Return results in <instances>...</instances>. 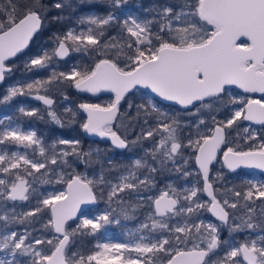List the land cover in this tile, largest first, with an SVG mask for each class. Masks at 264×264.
<instances>
[{
  "label": "snow or ice",
  "instance_id": "obj_1",
  "mask_svg": "<svg viewBox=\"0 0 264 264\" xmlns=\"http://www.w3.org/2000/svg\"><path fill=\"white\" fill-rule=\"evenodd\" d=\"M102 2L109 8L106 14L80 16L78 24L87 25L86 29L69 28L62 34L54 33L51 37L54 47L48 49L41 46L24 61V67L27 72L46 69L56 58L67 57L70 51H100L101 48L105 51L117 49L118 54L125 58L123 67L112 59L104 58L92 68L73 66L69 72L53 69L47 79L10 85L0 103L8 102L18 95L33 96L35 93V99L51 106L53 100L39 94V91L61 80L70 81L81 92L114 93V99L107 106L98 103L79 104V108L87 113V120L81 125L83 131L108 137L114 147L125 149L130 143L127 137H121L111 127L121 102L127 104L128 110L135 109L137 119L141 114L145 117L154 115L156 127L147 131L141 129V134L131 143L160 135L159 141L147 149L146 154L151 155L153 160L160 157L162 165L166 161L175 163L178 156L183 159L181 149L192 148L199 168L198 175L203 179V188L198 187L197 182L177 192L169 185L172 195H169V191H162L155 198L147 197L153 208L147 215L151 224L142 223L140 228L150 233L159 230L158 235L151 238L142 235L134 244L98 243V250L90 255L84 256L79 252L69 255L70 239L78 233L95 235L106 225L119 223L113 220L111 212L105 211L93 218L82 215L75 228L68 224V221L77 219L81 205L97 202L94 192L96 186L104 184L109 188L108 201L111 202L125 190L138 192L141 188L147 189L153 184L150 173H155L157 169L142 162V159H136L131 166H125L126 174H121L117 183L106 181L103 170L98 178L93 179L72 174L65 180L61 174L57 182L66 184L65 190L37 199V206L24 212L19 220L14 216H0V221H4L3 228L7 229L9 223H24L47 209L50 216L45 228L57 235L48 240L36 239L34 244L26 243L28 234L12 231L0 236V252H6L13 258L0 259V264H16L15 257L18 254L35 257L32 264H156L159 254L167 258L166 264H264V235L256 238L249 236L239 244L221 241L220 225L199 218L201 209L211 212L221 225L229 228L230 233L258 227L254 222L256 209L250 205H254L256 200L264 202V180H246L247 188L243 192L226 189L237 198L233 202L228 198H217L215 192L218 190L213 189L209 175L210 166L217 160L221 145L227 143L228 129L239 126L242 121L264 126V0H186L179 11L165 3L157 10L159 20H140L131 15L121 20L116 11L127 0ZM53 6L58 10L69 7L67 0H57ZM44 7L41 0H27L24 4L19 0H0V84L13 71V65L9 63L11 58L24 54L30 42L41 32V11ZM53 19L60 20L62 17L57 15ZM153 23L158 25L156 32L152 31ZM114 24L127 33L123 43L117 37L102 39L108 27ZM241 37L246 38V42L241 41ZM232 85L244 93H261L262 96L260 99L232 97L228 102L233 107L227 110L223 120L212 116V126L207 128L209 134L200 132V126L206 124L204 119H200L194 125L196 138H191L190 133L187 144H184L177 136L181 126L180 112L165 111L162 102L179 105L181 110L190 115L199 114L204 109L212 112L225 103L224 98L229 95L228 86ZM134 89L146 90L140 92L139 103L128 99L130 93L134 95ZM192 108L196 109L195 113L191 112ZM19 111L29 117L39 113L37 109L27 111L23 107ZM65 111L75 115L70 108ZM49 115L55 123H61L55 112L50 111ZM144 123L147 124L148 120L145 119ZM243 131L247 134L246 141L256 139L255 133H250L249 128L245 127ZM56 143L70 146L71 151L61 150L44 161L31 159L26 153L9 154L4 151L0 154V172L15 176L11 182L0 179V200L29 201L32 194L29 190L35 181L30 182L25 175L33 176L34 171L40 172L41 169H45L46 175L51 170L48 164L56 165L58 159L60 164L66 166L69 165L66 158L70 155L86 164L91 163L93 153L81 152L79 139H59L53 143V150ZM5 144L25 148L35 145L41 156L46 151L34 130L22 131L18 127H6L0 131V145ZM108 163L112 165V161ZM223 164L233 172L241 167L264 171V140L252 145L247 151L227 147L223 152ZM145 167L149 175L139 179L137 172ZM13 169L17 171L13 173ZM20 169L25 175H21ZM177 171L180 169L177 168ZM188 175L190 173L184 172V176ZM217 177L221 178L219 174ZM201 192L210 199L201 201L198 197ZM181 199L185 203H180ZM241 199L245 202L247 214L236 223V218L231 216L228 209H236ZM121 213L126 219L129 218L126 209L122 208ZM177 216L185 217L184 222L170 225L172 218ZM190 241L194 242L189 248L187 245ZM45 243L51 246L50 250L42 252L34 246ZM222 245L225 246L224 254L220 257L218 250ZM133 252L137 254L135 257L125 255ZM214 255L217 259L210 260Z\"/></svg>",
  "mask_w": 264,
  "mask_h": 264
},
{
  "label": "rangeland",
  "instance_id": "obj_2",
  "mask_svg": "<svg viewBox=\"0 0 264 264\" xmlns=\"http://www.w3.org/2000/svg\"><path fill=\"white\" fill-rule=\"evenodd\" d=\"M166 2H161L158 0H149V1H140V0H127V3L124 4L121 9L116 11V14L120 16V19L123 20L126 16L131 15L134 17L139 18L140 20H159L158 16V8L160 5L165 4ZM186 3V0H180V2L174 6L176 11H179L182 6H184ZM89 14H98L92 10H87L83 15L80 16H86ZM106 14V13H105ZM78 16L74 21L73 24L70 25L69 28H75L77 30L86 29L87 25H80L78 24ZM158 27L156 23H153ZM66 30V31H67ZM126 38L127 33L125 32ZM246 42V41H245ZM54 47V46H53ZM52 47V48H53ZM40 47H37L35 52L39 50ZM33 52V53H35ZM75 51H70V53H74ZM33 53H27L24 54L21 58L17 59L16 63H19L21 67H23V70H20L19 74H10L6 77L5 81L0 86V100L3 99V97L7 94V88L10 85L17 84V82H30V80L35 79V77L31 78L29 77V72L25 70L24 67V61L28 59L29 56H31ZM69 53V54H70ZM69 56V55H68ZM66 57L64 60H68L69 57ZM57 60H61L59 58H56L52 65L50 66H56L60 62ZM73 67L69 68V71ZM42 69H39L37 71H40ZM145 91L143 89H140L139 91L133 90L134 96L137 98H140V92ZM228 93L229 95L226 96L228 98V101L232 97H238V98H254V99H260L262 95L260 94H254V93H244L243 91L237 90L233 87H228ZM131 95H133L131 93ZM23 97L27 98V95L24 96H16L13 97L10 101L1 103L0 107V121H3L2 124H0V131H2L4 128H20L22 131H30L34 130L37 134V137L41 140L42 145L45 148V155L41 156L39 152V148L35 145L29 148H25L22 146H17L15 144H5L0 145V154H3L4 151H7L9 154L12 152H19L21 154H27L29 158L37 160V161H44L46 157H51L53 154H59L61 150L71 151V148H68L70 150H67L66 145H61L59 143H56V148L53 150L52 145L54 142H57L59 139H74L73 137L67 136L65 133L67 132L66 128L61 127L60 125H56L53 127L55 129V132L52 135H49V130L45 128L46 125H42L40 127L41 134H38L35 127L31 124H24L21 120L16 119L15 115H12V112L18 111L20 115L22 114L19 109L21 107L25 108L27 111L33 110L31 106H27L26 102L24 100H17L22 99ZM101 99L105 102V105L109 102H111L114 99V96L111 93H103L101 94ZM17 101V102H16ZM59 102L63 103L64 108H69V103L65 99H61ZM162 108L165 111H179L180 116L179 119L181 121V126L177 131L178 138L184 143L187 144L188 138L191 135V138L195 139V132L196 129L194 125L198 123L200 119H204L206 121L205 125L200 126V132L203 134H209L207 132V128L212 126V116L215 115L217 120H223L227 114V110L233 107L229 102H226L223 104L220 108H218L216 111L213 110L209 114H195V115H184L182 110L176 106L166 104L162 102ZM79 107V105H78ZM192 113L196 112L195 108L191 109ZM225 115V116H224ZM223 116V117H222ZM28 119L27 116H20V118ZM149 120L147 124L144 123V125L141 127L145 131H147L150 128H153V126H156V118L155 116H149L144 118V120ZM185 125H192V127H185ZM247 127L249 128V132H254L256 135V138L258 137L259 130L262 129L261 125L258 124H252V123H245L242 121V123L239 124V126H233V128L228 129V132L230 133L231 140H233L237 135L239 137H246V133L243 131V129ZM51 128V130H53ZM114 131V130H113ZM166 135V133H165ZM155 141L153 144L145 145L144 148L140 147L139 153H128L127 159L132 162L136 159H142V162H146L147 165L151 167L154 166V162L158 161L153 160L151 155L146 154L147 149H151L153 145L159 141L160 135H155ZM102 138H99L101 140ZM264 139H258L257 143L261 142ZM230 141V139H228ZM231 147L227 143L225 144V148ZM97 146L94 145L93 148L90 149L89 152L97 153ZM182 157L180 156L176 158V162L173 163L172 161H168L169 165L172 169H174V172H172L170 175H166L163 177V184L160 185L157 189L154 188L155 180H152L153 184L150 185L145 191H144V214H142V208H141V200H142V194L140 191L133 192L132 190H127L126 196H119V198H115L116 205L110 204L105 197H108V191L109 188L104 185H98L94 188V192H98L101 196H97V204L94 206L87 207L83 210L82 214L77 217L76 220H71L68 222L69 225H71V228H75L76 224L79 222V217L87 216L88 218H93L105 211L112 213L113 220H118L119 223H111L106 225L104 228L100 229L99 232H97L95 235H89L86 234V240L91 239V246L93 247V250L86 254L90 255L93 252L97 251L96 245L98 243H129L134 244L138 241L140 236H147L151 238L154 235L159 234V230H157L156 233H150L147 229H141L140 225L142 223H149L151 224V221L147 220V215L153 211L151 207V201L147 199V197L151 196L154 197L156 194L162 191H169V194H172L169 190V185L172 186L177 190V192L182 191L185 188H190L194 184L198 183V187L203 188V181L201 179V175H198V168L194 164L193 156H194V150L190 147L188 148H182L181 149ZM93 156V155H92ZM96 158V157H95ZM120 158V157H118ZM69 162V165H62L58 163L56 165L48 164V168L51 169L47 172L46 175L45 169H41L40 172H35L33 176H26L23 172V169H20L21 175H25V178L28 179L30 182L35 181L31 184L30 192L32 193L30 196L29 201H7V200H0V216L8 215L11 217H16V220H19L21 218V215L24 212L31 211L37 206V199H42L43 196H46L49 193H55L58 191L64 190V183H58L57 178L59 175L63 174L65 180L69 178L72 174H79L82 176H86L88 179L98 178L101 174V167L100 165L97 166L92 162V160H95L94 157H92L91 163H89L90 169L82 167L77 170V165L80 164V161L76 160V158H73L72 155L68 156L66 158ZM187 161V163H184V161ZM93 167V168H92ZM213 169L210 173L212 177H217V172L220 170V167H223L222 163L220 162L219 158L217 157V160L213 162L212 165ZM147 168V167H145ZM177 168L180 169V171H177ZM148 169V168H147ZM17 170L13 169L12 172L15 173ZM229 172L225 174V179L220 181L218 184L213 186L214 190L216 191V194L218 195V199L223 200L225 198H228L230 201H233L235 196L232 195V192L226 191V189H234L235 191H245L247 188V185L245 184L246 180L252 179L256 181L264 180V175L256 173V172H250L246 171L242 172L239 170H236L235 172L228 170ZM184 172L190 173L188 176H184ZM121 174H126V170H123L119 173H117L115 180L112 181L113 183L118 182V178ZM137 175L139 179H144L146 175H149L147 172H137ZM35 176L40 177L39 180L36 179ZM0 179H5L9 182L15 180L14 175L5 174L3 172H0ZM201 180V182H200ZM108 181V180H106ZM33 189L35 191H33ZM126 191V190H125ZM198 197L201 201H208L207 197L201 192L198 193ZM126 203L128 206H126ZM180 203H185L182 199L180 200ZM179 206V205H178ZM126 209L129 218H125L124 215L121 213V209ZM199 218L204 220L205 222H213L217 225L221 224L217 220L213 219L209 213L206 210L201 209L199 213ZM49 219V212L48 210L45 212L42 211L41 213H37L34 217L31 219L28 218L24 223H18V222H11L8 225L7 229L3 228L4 221H0V236L10 233L12 231L17 232L18 234H28V241L34 244V241L36 239H42V240H48L52 239L55 234L53 231L49 228H45V225L47 224V221ZM156 219H159V217H156ZM185 217L177 216L173 217L170 221V225L180 223L182 224L184 222ZM192 219H195L194 217ZM198 222V221H196ZM246 233L242 234V237H246V239L251 236V238H256L257 236H260L261 234L259 231L250 232L249 230L245 231ZM253 233V235H249L248 233ZM230 236V235H229ZM221 241L227 240L230 243H233L232 237L224 238L222 239L220 237ZM194 241H190L187 245V247H192V243ZM38 250L44 252L50 250L51 246L48 244H40V245H34ZM222 247V246H221ZM77 248L74 247L72 239H70V248H69V255H71L72 252H76ZM125 255H131L135 257L136 253H125ZM0 259H13L11 256H9L6 252H0ZM33 259L35 257L31 255H17L15 257L16 264H32ZM165 260V259H164ZM164 260L157 259L156 264H162ZM95 264V262H93Z\"/></svg>",
  "mask_w": 264,
  "mask_h": 264
},
{
  "label": "trees",
  "instance_id": "obj_3",
  "mask_svg": "<svg viewBox=\"0 0 264 264\" xmlns=\"http://www.w3.org/2000/svg\"><path fill=\"white\" fill-rule=\"evenodd\" d=\"M140 1H149V0H140ZM158 1L166 2L167 4H171L172 6H175L180 2V0H158ZM19 2L24 4L27 3V0H19ZM55 2H57V0H41V3L45 6L41 11V15L43 17V28L41 32L38 33L36 37H34L33 41L30 42L29 48L25 49L24 54L33 53L35 52L37 47H41V46H45L48 49H51L54 46L51 39L53 34L54 33L62 34L66 32L67 28L73 24V21L78 16L83 15L85 11L92 10L101 15L109 11L108 6L105 3H103L102 0H67L69 7H66L62 10H58L54 8L53 5ZM57 15L61 16L62 19L54 20L53 17ZM151 28L153 32L158 31V27L154 24L151 25ZM111 37H117V39L121 43H123L127 39L125 32H123L120 26L116 24L108 27L102 39L109 40ZM24 54H18L17 57H13L9 61V63L13 65L12 73L19 74L20 70L24 69L23 67H21L19 63H16L17 62L16 60L21 58ZM68 57H69L68 60H64V59L57 60L60 63L57 64L56 66H49L48 68L42 69L40 71L29 72L28 74L30 79L33 77H35V79H47L48 77L51 76L53 69H55L57 72H69V68L73 66H79L81 69L92 68L97 61L104 58H108L116 61L121 67H123L125 63L124 56L122 54H118L117 49L114 48L107 51L101 48L100 51L90 50L89 52H83V51L74 52V53H70ZM39 92L50 96L53 99V104L49 107H44L42 105L33 103L31 100H27L25 97H23L21 100H27V106H32L33 110L34 109L39 110V113L37 116H33V117L27 116L28 119H26V117L24 118L19 117L18 120H21L24 124L33 125L38 134H41L42 132L40 129L42 125H46L45 128L49 130V135H52L55 132V129H53V127H55L56 125H60L61 127L67 129V132L65 133L67 136L73 137L74 139H79L81 141L79 145V149L81 152H83L84 149L86 150V148L88 147L89 139L85 137L81 131V125L84 122V116L80 112L78 105L81 103H98L101 106H103L105 105V102L101 99V94L93 97L88 94L78 92L75 89H73V86L70 81H63V80L59 82H53L46 89L41 88ZM61 99H65L69 103V108L72 109V112L75 113L74 116L72 115V113L65 111L66 108H64L63 103L59 102ZM128 99L132 100L134 103H139V98L135 97L134 95H131V93L128 95ZM224 100L225 103L228 102L227 97H225ZM221 106L222 105L217 106V109L220 108ZM0 107H1V103H0ZM50 111L55 112V114L61 121L60 124H57L55 123V121L52 120L51 116L49 115ZM182 112L184 113V115H188L187 112H184L183 110ZM18 113H19L18 111H14L12 112V115ZM209 113L210 112L207 109H204L199 113V115L201 114L205 115ZM144 118L146 117L143 114H141L140 117L137 119L135 109L128 110L127 104L124 101H122L117 117L113 121L111 127L112 130L117 132V134L120 135L121 137H127V140L130 142L129 146L125 149H119L111 145L107 140L102 139L96 143L92 141L91 146L94 145L97 146V149L99 150V154L97 155V153H93L92 157H94L95 160H92V157L91 160L94 164H96V168L98 165H100L101 169L104 172L105 180L114 181L117 173L126 170L125 166H131V162L127 159L128 153H139L140 147L144 148L145 145H148L149 143L150 144L154 143L156 138L155 136L148 139H144L136 144L131 143V141L136 140L137 136L141 134V129H142L141 127L144 125ZM154 127L156 126H153V128ZM51 128L53 130H51ZM228 139H230V141H228ZM258 139H264V128L260 129L258 133V137L251 141H246L244 137H239L238 135L233 140H231L230 133L227 130V144L233 147L234 149H238V150L250 149L252 145L258 144L257 143ZM66 147L67 150H70L68 149L70 148V146L66 145ZM222 148H225V145H222ZM73 158L76 157L73 156ZM160 159L161 158L158 157V161L154 162L155 163L154 166L157 169V171L155 173H150V175H152L153 179L155 180V184H154L155 189H157L160 185L163 184V177H165L166 175H170L172 172H174V169L171 168L168 161H166L162 165L160 163ZM108 161H112V165H110ZM113 165H115V167H113ZM82 167L88 169L91 168L89 166V163L86 164L80 161V164L77 165V170L79 171V169ZM210 167L211 169H213L212 166ZM237 170L245 172L241 168ZM142 171L143 168L138 170V172H142ZM211 171L212 170H210V172ZM144 172H147L149 174L147 168H144ZM228 172L229 171L224 167H220V170L217 172V174H219L221 178L212 177L210 173L209 182L212 183L213 186H215L220 181L225 179L224 176ZM35 177L37 180L40 179V177L38 176ZM144 190L146 189L144 188ZM96 193L98 196L99 193L98 192ZM126 194H127V190L124 191L123 193H120L119 196L124 197L126 196ZM99 196L101 195L99 194ZM106 198L108 197H105L104 200ZM114 199L111 202H109L108 200L107 201L110 204L116 205L115 204L116 201ZM236 200L237 198L235 197L233 199V202H235ZM244 203L245 202L241 199L236 209H231V208L228 209L231 216L236 218L235 221L236 223H239L240 218L245 217L247 214V209L244 207ZM126 206H128L127 203ZM250 206H254L256 209L254 216V222L258 225L256 229L264 230V214H262L264 213V202H262L261 200H256L255 204ZM46 211L47 209H45V212ZM31 218L32 217H30V219ZM224 227L225 229L229 230L227 226ZM71 239L74 247L77 248L76 252H79L80 254H83L85 256L86 254H89L93 250V247L91 246V239L86 240V234L78 233L75 237H72ZM159 259L164 260L167 258L163 254H159Z\"/></svg>",
  "mask_w": 264,
  "mask_h": 264
},
{
  "label": "water",
  "instance_id": "obj_4",
  "mask_svg": "<svg viewBox=\"0 0 264 264\" xmlns=\"http://www.w3.org/2000/svg\"><path fill=\"white\" fill-rule=\"evenodd\" d=\"M241 39H244V40H246V38H244V37H241ZM66 58V57H65ZM64 58V59H65ZM12 59V58H11ZM98 62V61H97ZM94 66H95V64H94ZM93 66V67H94ZM1 85V84H0ZM228 87H233V88H235V89H238V90H241V91H243L242 89H240V88H238L237 86H235V85H232V86H228ZM73 89H75L76 91H79V90H77L74 86H73ZM146 91V90H145ZM79 92H81V91H79ZM82 93H85V94H88V95H91V96H97V95H99V94H103V93H111V92H108V91H101V92H99V93H96V94H93V93H88V92H82ZM39 94H41V95H45V94H42V93H39ZM114 97H115V94L114 93H111ZM254 94H261V93H254ZM34 95H35V93H34ZM34 95L33 96H28V98L29 99H31V100H33V101H35V102H38V103H41V104H43L44 106H48V105H45L41 100H37V99H35L34 98ZM47 96V95H46ZM48 98H50V99H52L51 97H49V96H47ZM164 103H167V104H171V105H173L172 104V102H164ZM176 106H179V105H176ZM180 107V106H179ZM81 110V113L84 115V122H86V120H87V113L83 110V109H80ZM245 122H248V121H245ZM249 123H252V122H249ZM253 124H255V123H253ZM82 132H83V135L85 136V137H88V138H104V139H106L107 141H109V143L112 145V143H111V139L110 138H108V137H99V136H97V135H95V134H87V133H85L84 131H83V129H82ZM227 150V148H222V145H221V149H220V151L218 152V154H217V156H218V158H219V160H220V162L222 163V165H223V167L225 168V169H228L224 164H223V152L224 151H226ZM249 150V149H248ZM244 151H247V150H244ZM193 161H194V164L196 165V167L198 168V165L196 164V162H195V156H193ZM242 169H244V170H246V171H250V172H256V173H259V174H262V175H264V171H262V170H259V169H249V168H243V167H241ZM198 170H199V168H198ZM229 170V169H228ZM201 178H202V176H201ZM203 187V186H202ZM65 188H66V184H64V190H65ZM161 192H159L158 194H156L153 198H155L156 196H158L159 194H160ZM204 195H205V197H207V199L209 200L210 198L207 196V194L206 193H203ZM169 195H172V194H169ZM97 204V202L96 203H89V204H83V205H81V208H80V211L77 213V217L79 216V215H81L82 214V212H83V210L85 209V208H87V207H90V206H94V205H96ZM153 209V208H152ZM49 212V211H48ZM208 212V211H207ZM209 213V215L212 217V218H214L215 220H217L213 215H212V213L211 212H208ZM49 216H50V212H49ZM71 221V220H70ZM70 221H68V222H70ZM218 222H220L219 220H217ZM54 233V232H53ZM55 234V233H54ZM55 235H57V234H55ZM162 264H166V259L163 261V263Z\"/></svg>",
  "mask_w": 264,
  "mask_h": 264
},
{
  "label": "flooded vegetation",
  "instance_id": "obj_5",
  "mask_svg": "<svg viewBox=\"0 0 264 264\" xmlns=\"http://www.w3.org/2000/svg\"><path fill=\"white\" fill-rule=\"evenodd\" d=\"M241 41H246V40H244V39H241ZM238 90V89H237ZM241 91V90H240ZM79 92V91H78ZM40 93V92H39ZM42 94H44V93H42ZM46 95V94H45ZM100 95V94H99ZM260 95H262V94H260ZM48 96V95H47ZM91 96V95H90ZM50 97V96H49ZM93 97H95V96H93ZM27 100H31V99H29L28 98V96H27V98H26ZM252 99H254V98H252ZM17 100H21L20 98L19 99H17ZM27 100H24L25 102H26V104H27ZM53 100V99H52ZM33 103H36V104H38V105H42V106H44L43 104H41V103H38V102H35V101H33V100H31ZM167 104V103H166ZM35 105V104H34ZM169 105H171V104H169ZM103 106H106V105H103ZM173 106H176V105H173ZM32 107V106H31ZM35 107V106H34ZM44 107H49V106H44ZM176 107H178V108H180L179 106H176ZM33 108V107H32ZM119 108H120V106H119ZM80 109V108H79ZM80 112H81V110H80ZM118 112H119V110H118ZM118 114V113H117ZM83 115V114H82ZM15 116H16V119H18L20 116H22V114L20 115V113H18V114H15ZM84 116V115H83ZM245 122V121H244ZM84 123V122H83ZM245 123H249V122H245ZM253 124V123H252ZM259 125V124H258ZM262 126V125H261ZM262 128H264V126H262ZM81 131H82V127H81ZM82 134H83V132H82ZM88 138V137H87ZM89 139V143H88V147L86 148V150L84 149V151L83 152H89L90 151V149L91 148H93L94 146H91V144H92V141H94V143H96V142H99L100 140H99V138H88ZM103 140H106V139H104V138H102ZM101 139V140H102ZM224 149V148H223ZM248 150V149H247ZM91 153H93V152H91ZM239 169V168H238ZM242 169V168H241ZM228 170V169H227ZM244 170V169H243ZM142 172H144V168H143V171ZM140 192H141V194H142V200H141V202H142V204H141V208H142V214H144V188H141V190H139ZM95 195H96V193H95ZM214 219V218H213ZM219 223H221V222H219ZM220 225V237L222 238V239H224V238H228V237H232V239H233V243L234 244H239V243H243L245 240H246V237H242V234H244V233H246L245 231H241V232H231L230 233V230H227V229H225V227L224 226H222L221 224H219ZM250 232H255V231H259V233L261 234V235H264V230H262V229H259V230H257V229H255V230H249ZM248 233V236L249 235H253V233ZM230 235V236H229ZM224 247L225 246H223L222 245V247L218 250V256H220V257H222L223 256V254H224ZM215 259H217V256H211L210 257V260H215Z\"/></svg>",
  "mask_w": 264,
  "mask_h": 264
}]
</instances>
